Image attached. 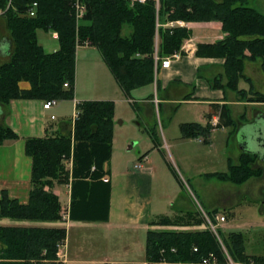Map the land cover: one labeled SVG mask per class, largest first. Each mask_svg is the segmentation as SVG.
I'll use <instances>...</instances> for the list:
<instances>
[{"label":"trees","instance_id":"trees-1","mask_svg":"<svg viewBox=\"0 0 264 264\" xmlns=\"http://www.w3.org/2000/svg\"><path fill=\"white\" fill-rule=\"evenodd\" d=\"M76 0H0L1 16L7 23L12 48L9 59L0 64V104L12 99L63 100L74 97L77 46L85 41L96 47L114 79L128 97L136 88L156 83L157 64L162 57L180 49L189 37L184 26H163V22L182 20L201 22L217 20L227 37L212 43L197 44V56L224 59L223 76H215L212 87L235 91L248 102L264 103V93L240 89L246 61L261 62L264 68V13L247 5L248 0H80L85 13L77 23L72 4ZM36 2L33 16L27 15ZM9 4V5H8ZM126 27V31L124 29ZM57 32L58 49L47 52L37 41V30ZM26 81L28 88L19 82ZM111 100H82L75 104L77 118L64 122L67 130L49 132L43 137L30 136L24 141L25 154L31 159L28 201L20 203L2 191L0 219L56 221L61 204L53 192L54 184L70 183L72 220L104 221L108 217L109 184L102 177L111 157L113 125ZM212 107V106H211ZM220 120L234 125L229 109L221 106ZM156 124L148 130L157 147ZM211 125L188 122L180 125L182 137L209 136ZM18 135L0 123V145ZM259 160L261 165L259 164ZM70 162V168L65 163ZM258 162V163H257ZM264 174V156L243 152L238 164L213 174L218 179L242 184L250 177ZM217 210L206 214L214 219ZM201 214V213H200ZM160 224L186 226L203 224L199 212H185L182 217ZM221 242L213 232L202 230H148L145 253L149 261L199 263L210 253L220 263L227 256L234 262L264 263V258L245 253L242 234L229 232ZM64 227H18L0 225V264H32L55 259L56 246L65 239ZM196 248V250H194ZM56 260V259H55Z\"/></svg>","mask_w":264,"mask_h":264},{"label":"crops","instance_id":"crops-1","mask_svg":"<svg viewBox=\"0 0 264 264\" xmlns=\"http://www.w3.org/2000/svg\"><path fill=\"white\" fill-rule=\"evenodd\" d=\"M163 19L164 17H162L163 26H167L169 21L163 22ZM184 26L189 30V37L183 43L189 42V50L183 52L178 60H173L167 68L159 70L156 74L157 85L154 82L132 91L134 95H141L139 96L141 97L140 102L133 106L135 116H143L146 131L155 126L154 111L156 108H160V104L165 106L164 116L167 123L160 122L161 132L156 138L157 147L152 148L148 153H141V156H146L142 168L137 169L132 165L118 169L112 164V156L110 157L106 166L109 169V174L105 175L108 180L105 181L104 176L101 178L103 182L109 184L107 220L70 219L69 207L72 201L70 183L54 184L52 190L58 196L66 215L64 226H61L66 230L62 248L66 260L63 264H146L151 262L146 258L145 253V240L149 229L178 230L185 228V226L176 225L173 222L167 225L160 224V219L175 218L185 212H199L201 215V211L207 213V208L208 211L217 210V208L233 209L240 202L238 199L233 200V197L241 196L243 185L248 184H253L255 192H260L263 199V173L250 177L242 184L220 180L213 174L227 171L229 164H238L243 152L257 153L258 150H261L258 149L256 140L251 143V139L253 137L256 139L257 135L253 131L254 136L249 135L246 129H250V124L255 117L264 119V103L248 102L233 90L211 86V81L215 76H223L224 59L197 56L195 51L199 43H212L227 37L228 34L223 31L220 21H191L185 22ZM49 31H51V38L57 40L56 32ZM80 47L89 51L84 62L88 65L89 61L92 62L95 70L101 68L107 77L105 85H111L113 93L122 98L124 93L103 61L100 51L89 44H83ZM11 48L12 41L6 20L0 15V64L9 59ZM102 63L105 67L102 66ZM253 67L258 70L257 75L252 74ZM244 74L249 80H240L238 83L240 89L249 90L252 87L254 90L264 93V68L259 60L246 61ZM108 77L111 81H108ZM256 77H262L261 86L256 84ZM225 81L223 76L221 83H225ZM152 85L156 87L154 94L152 93L153 89H150ZM19 86L25 89L29 87V84L26 81H21ZM93 89L94 87H92ZM158 93L161 94V97ZM98 94L99 96L96 98L102 99L93 100H105L102 95L108 93L98 92ZM111 98L114 99V97ZM42 102L39 99H12L6 105L0 104L1 121L18 135L17 139L5 140L0 145V198L2 191H5L8 197L16 199L20 203L28 201L31 159L24 151L25 138L43 137L49 132L54 133L58 130L65 132L67 130L64 121L58 125L48 121L47 111L53 107L44 109ZM222 105L229 109V115L234 125H225L224 118L222 121L220 120ZM51 115L54 114L49 115L51 121L56 119L55 115L54 118H51ZM188 122H198L202 125L209 122L211 125L209 136L182 137L180 125ZM137 124L141 125L142 123L137 122ZM216 136L219 137L217 140L220 145L223 144L226 149L224 153L226 156L225 168L207 172V153H210L212 142ZM207 145L210 147L209 149H207ZM170 159L181 174L186 176L189 192L193 196L197 194L199 208L195 204L186 205L179 200L178 203L172 201V210H170L167 206L168 203L156 202L153 187L156 184L157 189L159 178L163 181L170 180L172 177L169 167L171 166ZM259 164L261 165L260 160ZM210 178L217 179L221 183L219 188H224L231 196H227L220 202L208 201L207 204V179ZM237 186L238 188H236ZM180 192L179 189L173 188V193L168 195L167 202H170L175 196L178 199ZM187 197L191 203V197ZM217 211V214L225 217L219 228L225 232L232 229V225L227 222L226 215ZM2 221L13 224L30 223L7 218H3ZM49 224L57 226L58 223ZM190 227L192 230H202L201 224L190 225ZM166 262L167 264H198ZM237 264L264 263H256L251 259L249 262H237Z\"/></svg>","mask_w":264,"mask_h":264},{"label":"rangeland","instance_id":"rangeland-1","mask_svg":"<svg viewBox=\"0 0 264 264\" xmlns=\"http://www.w3.org/2000/svg\"><path fill=\"white\" fill-rule=\"evenodd\" d=\"M247 5L254 7L255 9L264 13V0H248ZM126 31V27L124 32ZM57 34V32H56ZM38 43H41L43 49L45 51L52 52L58 49V41L51 38V31L49 30H37ZM87 42V41H85ZM76 53V72H75V86H74V97L71 99H63L57 100V104L49 111H47L48 121L58 125L62 121L71 120L73 114L76 112L75 104L76 102L82 101L84 99H102L96 98L99 96V93H108L102 96L105 100H111L113 105V125H112V137H111V156H112V164L116 166L118 169H124L126 167H131L136 162L141 161L140 156L141 153H148L154 145L152 143V139L149 136L148 131H146L145 124H143V116H135L134 113V104H138L140 102L139 95H134L133 92L129 94L127 97L126 94L118 96L113 93V89L111 85H105L107 83V77L103 74L101 68L98 70L94 69V64L89 61L85 63L84 60L87 59L89 55V51L87 49H83L80 46L77 47ZM91 52V51H90ZM258 61V60H257ZM103 64V63H102ZM104 66V64L102 65ZM105 67V66H104ZM255 67L252 68V74L257 75ZM256 84L261 86L262 77H256ZM111 81L110 77H108V81ZM222 80V79H221ZM20 83V82H19ZM108 86V87H107ZM92 87L94 89L92 90ZM152 85L150 89L154 94L155 88ZM124 93V92H123ZM159 97L161 94L158 93ZM111 97H114L111 98ZM165 106L160 104V108H156L154 111V116L156 119V134L159 137L160 135V122L167 123L166 118L164 116ZM54 114V120H50L49 115ZM254 120V119H253ZM137 122H141V125H138ZM0 123H3L0 119ZM248 128V127H247ZM250 132V129H246ZM253 130V129H252ZM252 132V131H251ZM250 132V133H251ZM216 135V134H215ZM219 137L216 136V139L213 140L211 151L207 153V172L209 171H219L225 168V158L224 153L226 152L225 146L223 144L220 145L217 140ZM210 147L207 145V149ZM171 161V176L170 180L158 179L157 189L156 184H154L153 195L156 199V202L167 204L170 210L171 203L173 202H184L186 205L195 204L197 208L198 206V198L197 194L194 197L191 194L188 188V180L186 176H183L181 172L178 170L177 166L174 162ZM66 168H70V162L67 161L65 163ZM63 186V185H62ZM221 183L215 179L210 178L207 179V204L209 202H220L225 199L227 196H231V194L224 190V188H219ZM62 188V187H61ZM173 188L179 189L181 191L179 193L178 199L176 196L170 202L168 195L173 193ZM238 188V186L236 187ZM64 189V188H62ZM189 194V195H187ZM241 196L233 197V200H240L238 204L234 206L233 209L222 210L221 208H217L220 212L224 213L228 219V224L232 225L233 231L223 229H219L221 236L224 238L228 235L229 232H240L242 234L243 245L245 253L249 256L262 257L264 258V197L261 198L260 192H255V186L253 184L243 185L241 189ZM187 196L191 197V203L187 200ZM184 198H186L184 200ZM200 203V202H199ZM61 204V203H60ZM208 212V208H207ZM64 215L65 211L62 209V206L59 211V219L56 221H36V220H18V221H28L29 224H13L2 221L3 218L0 219L1 226H26V227H61L64 226ZM183 214L180 216L182 217ZM178 218V217H175ZM174 217H169V219H175ZM9 220H13L7 218ZM16 221V220H15ZM58 223L57 226L49 223ZM204 223L207 224L206 220ZM201 228H204V224H201ZM178 230H192L190 225H186L185 228ZM59 244V243H58ZM57 251L58 245L56 246L55 259L53 260H41V261H32V264H59L60 261H57ZM144 258V257H143Z\"/></svg>","mask_w":264,"mask_h":264},{"label":"built area","instance_id":"built-area-1","mask_svg":"<svg viewBox=\"0 0 264 264\" xmlns=\"http://www.w3.org/2000/svg\"><path fill=\"white\" fill-rule=\"evenodd\" d=\"M130 1L131 3L133 2H140V3H143L145 2L146 0H128ZM156 3H158V0H154ZM9 3H10V0H9ZM9 5V4H8ZM36 6H37V3L36 2H33L29 8L27 9V15L29 16H33L35 14V9H36ZM73 8H74V16H75V19H76V22L78 23L81 18L83 17L84 13H85V6L84 4L80 1V0H76L73 4H72ZM2 10H0V14H2ZM169 26H175V25H179V26H184L185 25V22L182 21V20H175V21H170L168 23ZM87 43V42H85ZM189 42H184L180 49L178 51H175L173 52L172 54L168 55V56H165L163 58L160 59V68H167L171 62L173 60H178L180 57H181V54L182 52H186L189 50ZM155 59V70H156V67H157V61H158V57L155 55L154 57ZM57 101L55 99H50V100H44L42 102V107L44 109H50L52 108L54 105H56ZM51 118H54V115H51ZM77 118V111L73 114L72 116V123H74V121L76 120ZM146 161V156H143L141 158V161L139 162H136L134 164V167L137 168V169H140L143 167L144 163ZM103 179L105 181L108 180L107 177H103ZM202 215L204 217V219L206 220L207 224H206V228L210 229L213 234L216 236V238L219 240V242H221V239L220 237L218 236V233H217V229L219 228V225L221 222H223L225 220V217L222 216L221 214H215L214 215V219H212L210 216H208L205 212L202 211ZM64 221L66 220V215H64ZM62 248H63V243L60 242L58 244V251H57V261L59 262L60 261V264H62L63 262H65L66 258L64 256V252H62ZM194 250H196V248H194ZM146 264H167L166 260L165 259H161L159 261H151L149 263H146ZM198 264H220V262L217 260V256L214 254V253H210L208 257H205L201 260V262H199ZM224 264H237L235 263L234 261H232L229 256H227V262L224 263Z\"/></svg>","mask_w":264,"mask_h":264},{"label":"water","instance_id":"water-1","mask_svg":"<svg viewBox=\"0 0 264 264\" xmlns=\"http://www.w3.org/2000/svg\"><path fill=\"white\" fill-rule=\"evenodd\" d=\"M250 132L253 131L254 134L257 135V138L254 139V137L251 139V143L255 142V140L258 142L257 146L258 149H261L260 151H257V154L263 158L264 156V119L255 117L253 122L250 124ZM253 129V130H252ZM248 133L249 135H253V133ZM254 136V135H253Z\"/></svg>","mask_w":264,"mask_h":264}]
</instances>
